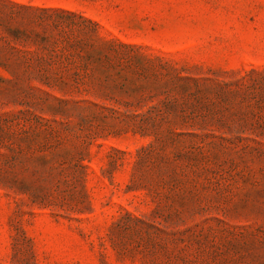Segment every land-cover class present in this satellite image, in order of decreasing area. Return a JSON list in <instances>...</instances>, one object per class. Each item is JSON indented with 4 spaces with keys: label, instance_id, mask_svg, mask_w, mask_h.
<instances>
[{
    "label": "rangeland",
    "instance_id": "374dc122",
    "mask_svg": "<svg viewBox=\"0 0 264 264\" xmlns=\"http://www.w3.org/2000/svg\"><path fill=\"white\" fill-rule=\"evenodd\" d=\"M3 1L70 16L0 66V264H264V0Z\"/></svg>",
    "mask_w": 264,
    "mask_h": 264
},
{
    "label": "trees",
    "instance_id": "16d2710c",
    "mask_svg": "<svg viewBox=\"0 0 264 264\" xmlns=\"http://www.w3.org/2000/svg\"><path fill=\"white\" fill-rule=\"evenodd\" d=\"M0 2L10 5L7 22L13 23V27L6 25L2 30L3 48L7 54L1 58L0 66L21 77L22 83L44 86L56 83L57 74L51 70L54 66H62L65 60L55 53L57 40L48 34V30L59 24L53 19L54 15L67 13L3 0Z\"/></svg>",
    "mask_w": 264,
    "mask_h": 264
}]
</instances>
